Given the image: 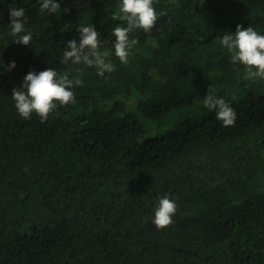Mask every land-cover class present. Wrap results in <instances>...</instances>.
I'll return each instance as SVG.
<instances>
[{"label":"trees","instance_id":"trees-1","mask_svg":"<svg viewBox=\"0 0 264 264\" xmlns=\"http://www.w3.org/2000/svg\"><path fill=\"white\" fill-rule=\"evenodd\" d=\"M57 2L70 11L0 0V264H264V80L220 44L238 24L264 35V0H154L168 15L131 34L127 65L113 47L121 0ZM10 8L25 9L30 46ZM81 25L114 72L60 63ZM50 67L82 80L75 103L25 120L12 89ZM209 88L233 126L204 107ZM164 196L178 211L157 229Z\"/></svg>","mask_w":264,"mask_h":264},{"label":"clouds","instance_id":"clouds-1","mask_svg":"<svg viewBox=\"0 0 264 264\" xmlns=\"http://www.w3.org/2000/svg\"><path fill=\"white\" fill-rule=\"evenodd\" d=\"M39 11L53 14L68 13L70 9L61 8L57 0H40ZM167 11L157 12L154 7V0H121L120 14L118 18L126 26H116L113 29L115 37L114 52L121 64L127 65L131 50L138 43L131 34L137 30L145 33L151 32L158 19L167 16ZM10 29L11 35L17 37L16 43L30 46L31 33L24 34L26 17L24 8H10ZM79 33V42L72 39L67 42L66 50L60 59V63L67 65L84 64L88 67L98 69L97 74L104 76L105 73L114 72L115 66L110 62L106 53L101 51L104 41L94 25H81L76 29ZM220 44L230 53V60L233 64H242L245 67V79L264 80V35L259 34L253 27L244 28L236 26L235 33L224 32ZM15 61L6 67L10 71L15 68ZM79 78H69L67 72L61 74L50 67L37 73L29 71L24 77L20 87L12 89V99L18 114L25 120L31 119L33 113L44 123L49 116L56 112L58 104L67 106L75 103L73 88L81 86ZM26 90V91H25ZM204 107L215 111L216 119L221 121L223 126H233L236 121V111L223 98L212 94L210 88L204 98ZM178 211V205L167 196L159 199L158 207L154 213L152 223L157 229L170 227L174 221L173 216Z\"/></svg>","mask_w":264,"mask_h":264}]
</instances>
